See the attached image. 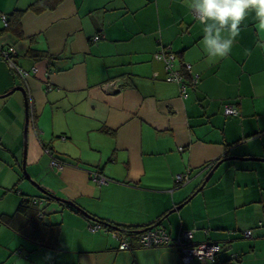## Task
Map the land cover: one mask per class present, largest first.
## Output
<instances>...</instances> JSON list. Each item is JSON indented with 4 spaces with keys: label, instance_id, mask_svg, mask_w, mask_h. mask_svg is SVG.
I'll use <instances>...</instances> for the list:
<instances>
[{
    "label": "crops",
    "instance_id": "1",
    "mask_svg": "<svg viewBox=\"0 0 264 264\" xmlns=\"http://www.w3.org/2000/svg\"><path fill=\"white\" fill-rule=\"evenodd\" d=\"M37 1L0 0V48L14 46V62L29 71L22 78L0 54V216L47 190L94 220L51 204L48 221L61 219L57 248L22 234L23 217L18 228L0 222V264H179L174 243L135 240L122 250L118 230L91 229L96 219L138 236L192 231L194 242L224 245L215 264H264V160L224 161L198 190L222 158H264V28L254 11L231 53L210 62L193 0H63L36 12ZM17 11L22 36L3 23ZM170 52L181 83L167 79L157 56ZM19 85L29 99L27 137L25 96L12 91ZM227 105L239 115H226ZM179 174L188 178L180 183Z\"/></svg>",
    "mask_w": 264,
    "mask_h": 264
},
{
    "label": "trees",
    "instance_id": "2",
    "mask_svg": "<svg viewBox=\"0 0 264 264\" xmlns=\"http://www.w3.org/2000/svg\"><path fill=\"white\" fill-rule=\"evenodd\" d=\"M62 1L63 0H38L32 5V8L35 9L36 12H42L47 9H54ZM21 13H22L21 11H17L9 15L8 16L9 25L6 27L7 29L11 30L13 33H15L18 36L23 35L21 21H20ZM31 50H32L31 54L34 55L35 57L48 56L51 60L54 59V57L51 55H46L45 53H39L33 49ZM59 163L61 164V161ZM96 173H98L99 175H103L101 172H96ZM56 202H59V200L55 197V195L51 194L47 190L44 191L42 196H30V197L24 196L18 206L17 212H15L13 215H1L0 222L6 226L18 228L17 223L15 221L23 217V222H24L23 226L21 228H18V230L22 234L25 233L26 236L32 239V241H35L39 246L57 248L56 244L55 245L52 244L53 242L52 239L55 238L56 240L58 238L57 234L59 233V227H58L59 224L55 222L51 223L48 221L49 220L48 217L52 214V212L48 210V207ZM96 220H98L99 224H103L105 227H110L111 230L116 229L123 236L128 237V241L130 242V248L134 246L133 243L135 240L139 241L140 246L148 247L143 245L140 242L139 236L136 235L139 229L134 228L132 226L117 224L111 221H104L101 219L100 220L96 219ZM248 231L251 232L250 235L251 237H255V235L253 234L254 231L253 228L248 229ZM192 242L194 244H197V242H194L193 239ZM207 242L210 243L211 241H207ZM198 243H205V242H198ZM211 243L218 244L221 247L220 250L215 255V260L208 262L197 261V264L216 263L218 254L224 250V245L217 242H211Z\"/></svg>",
    "mask_w": 264,
    "mask_h": 264
},
{
    "label": "built area",
    "instance_id": "3",
    "mask_svg": "<svg viewBox=\"0 0 264 264\" xmlns=\"http://www.w3.org/2000/svg\"><path fill=\"white\" fill-rule=\"evenodd\" d=\"M195 15L199 17L198 13L195 11ZM3 23L5 27L9 25L8 16L3 15ZM95 40L100 39V36L97 35L94 38ZM16 49L14 46H10L8 48H0L1 56L10 64L11 68L22 78H25L29 75V71L25 70L24 68L18 66L13 57L16 55ZM159 58L164 59L166 61V70H167V79L169 81H177L179 83L182 82L183 75L174 68V63L176 56L172 52L165 54V55H157ZM190 68V66H188ZM37 68H34L36 70ZM108 87L112 88L113 90L119 88L118 83L116 84L115 81L110 83ZM225 114L226 115H239L240 111L238 108L234 107L233 105H227L225 107ZM53 166H58L62 168V165L56 161H52ZM186 174H179L177 175V181L182 183L187 179ZM97 182H104L105 179L102 175L95 174L94 178ZM101 228L100 224H95L91 226L93 231H97ZM118 239L120 237V245L119 249H128L130 248V242L128 241V237L123 236L119 231L116 232ZM246 235H251L250 231H246ZM193 233L192 231H183L177 238L172 239L171 236L162 228H154L143 231L139 234L140 242L145 246H166L168 244L174 243L177 245L181 252V258L179 264H197V261L208 262L214 261L216 253L220 250V245L214 243H197L194 244L192 242Z\"/></svg>",
    "mask_w": 264,
    "mask_h": 264
},
{
    "label": "clouds",
    "instance_id": "4",
    "mask_svg": "<svg viewBox=\"0 0 264 264\" xmlns=\"http://www.w3.org/2000/svg\"><path fill=\"white\" fill-rule=\"evenodd\" d=\"M191 7L203 24L200 43L210 62L231 53L249 10L254 11L259 26L264 28V0H193Z\"/></svg>",
    "mask_w": 264,
    "mask_h": 264
},
{
    "label": "water",
    "instance_id": "5",
    "mask_svg": "<svg viewBox=\"0 0 264 264\" xmlns=\"http://www.w3.org/2000/svg\"><path fill=\"white\" fill-rule=\"evenodd\" d=\"M15 90H20L24 93L25 96V107H26V124H25V132H26V137H27V132H28V126H29V99H28V93L26 91V89L23 86H16L14 89H12V91ZM235 159H240V160H264V158H260V157H236V156H229L227 158H222L219 161L216 162V164L214 165L213 169L210 171V173L208 174V176L206 177L205 181L202 183V185L200 186V188L198 190H200L201 188H203V186L205 185V183L212 177L214 171L224 162L227 160H235ZM24 168H25V172L27 175V178L31 180V176L30 173L27 171L26 166H25V161H24ZM43 190V189H42ZM44 191V190H43ZM55 197L59 200L62 201L72 207H74L77 210H80L81 212H83L85 215H87V217H89L90 219L94 220V217L92 215H90L89 213H87L85 210H83L80 206H78L75 202H73L72 200H68V199H64L61 198L57 195H55ZM181 206V205H180ZM179 208V207H177ZM176 208V209H177ZM175 210V209H173ZM160 223H157V225H159Z\"/></svg>",
    "mask_w": 264,
    "mask_h": 264
},
{
    "label": "rangeland",
    "instance_id": "6",
    "mask_svg": "<svg viewBox=\"0 0 264 264\" xmlns=\"http://www.w3.org/2000/svg\"><path fill=\"white\" fill-rule=\"evenodd\" d=\"M57 140V139H56ZM27 170H28V166H27ZM28 172H29V170H28ZM30 173V172H29ZM61 207V206H60ZM51 207L49 206L48 207V210L50 211V212H52L51 210L52 209H50ZM59 209V208H58ZM57 212H52V215H55ZM57 216H59V214H57ZM59 221H61V219H60V217H57V221H52V222H59ZM64 246L66 247V248H68V246H69V243H64V245L63 246H61V250H64L63 248H64ZM67 250V249H66ZM2 264H5V263H2Z\"/></svg>",
    "mask_w": 264,
    "mask_h": 264
}]
</instances>
